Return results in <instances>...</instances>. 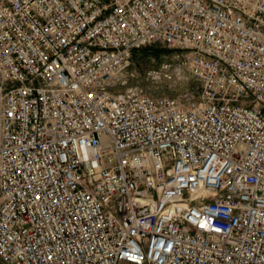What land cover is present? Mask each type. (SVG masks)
<instances>
[{"label":"built area","instance_id":"2783aa9c","mask_svg":"<svg viewBox=\"0 0 264 264\" xmlns=\"http://www.w3.org/2000/svg\"><path fill=\"white\" fill-rule=\"evenodd\" d=\"M0 264H264V0H0Z\"/></svg>","mask_w":264,"mask_h":264},{"label":"rangeland","instance_id":"374dc122","mask_svg":"<svg viewBox=\"0 0 264 264\" xmlns=\"http://www.w3.org/2000/svg\"><path fill=\"white\" fill-rule=\"evenodd\" d=\"M184 60L175 50L160 45L136 51L126 79L128 86L144 87L151 95H169L197 100L198 84L194 82Z\"/></svg>","mask_w":264,"mask_h":264},{"label":"trees","instance_id":"16d2710c","mask_svg":"<svg viewBox=\"0 0 264 264\" xmlns=\"http://www.w3.org/2000/svg\"><path fill=\"white\" fill-rule=\"evenodd\" d=\"M195 82V81H194ZM196 83V82H195Z\"/></svg>","mask_w":264,"mask_h":264}]
</instances>
